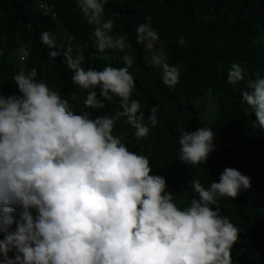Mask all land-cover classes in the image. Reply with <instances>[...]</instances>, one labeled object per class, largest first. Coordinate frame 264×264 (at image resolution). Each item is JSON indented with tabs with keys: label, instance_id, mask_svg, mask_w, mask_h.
Returning a JSON list of instances; mask_svg holds the SVG:
<instances>
[{
	"label": "clouds",
	"instance_id": "obj_1",
	"mask_svg": "<svg viewBox=\"0 0 264 264\" xmlns=\"http://www.w3.org/2000/svg\"><path fill=\"white\" fill-rule=\"evenodd\" d=\"M108 3L76 0L87 23L96 25L92 46L98 53H124V67L86 70L82 56L74 58L70 45L63 51L51 32H42L40 39L51 50L50 63L63 51L72 84L86 93V109H104L105 102L118 97L122 111L96 118L90 111L77 113L38 79L35 67L13 76L16 94H0V264H234L240 229L222 214L218 201L235 199L251 188V180L234 168L224 169L219 182L208 187L192 179L197 195L180 207L166 179L153 174L149 157L130 151L123 132L114 134L117 121L126 117L136 138H147L159 122L160 106H152L146 118L132 98L134 60L127 51L132 45L127 35H110L114 20L104 18ZM146 20L137 26L136 40L153 48L159 35L151 17ZM16 51L21 61L30 55L22 43ZM151 62L162 70L165 86L179 84V64L167 63L157 52ZM244 80L245 67L232 63L227 83ZM240 95L255 116L253 126L264 130V75L248 79ZM214 139L210 127L181 130L178 160L205 164L216 150Z\"/></svg>",
	"mask_w": 264,
	"mask_h": 264
},
{
	"label": "trees",
	"instance_id": "obj_2",
	"mask_svg": "<svg viewBox=\"0 0 264 264\" xmlns=\"http://www.w3.org/2000/svg\"><path fill=\"white\" fill-rule=\"evenodd\" d=\"M50 1L56 17L39 9L40 0H0V94H16L13 76L35 67L38 79L67 99L77 113L90 111L96 118L122 111L118 97L105 102L104 109L84 107L86 93L72 84L63 51L70 45L72 56L79 53L86 70L108 64L124 67V53L96 51L90 38L96 25L87 23L76 0ZM146 17H151L159 35L153 48L136 40V28L147 22ZM104 18L114 20L110 35H127L132 45L127 50L134 60L129 68L135 81L132 98L139 100L146 118L152 106H160L159 122L147 138L137 139L126 117L117 121L114 134L123 132L130 151L149 157L153 174L166 179L180 207L197 195L189 184L192 179L208 187L219 182L226 168L248 176L251 188L241 190L235 199L221 198L218 206L240 229L232 250L234 264H264V130L253 126L255 116L240 95L248 79L264 75V0H109ZM44 31L65 46L55 63L48 61L51 50L41 44ZM21 43L30 53L24 61L16 51ZM153 52L169 64H179L180 82L174 88L163 84L162 70L151 62ZM234 62L245 67V80L229 85L228 70ZM200 127L213 130L216 150L205 164L185 165L178 160L181 130L190 133ZM14 218L20 219L19 210Z\"/></svg>",
	"mask_w": 264,
	"mask_h": 264
},
{
	"label": "built area",
	"instance_id": "obj_3",
	"mask_svg": "<svg viewBox=\"0 0 264 264\" xmlns=\"http://www.w3.org/2000/svg\"><path fill=\"white\" fill-rule=\"evenodd\" d=\"M50 2V0H40L39 9L42 10L45 15L56 17V15L53 13V6Z\"/></svg>",
	"mask_w": 264,
	"mask_h": 264
}]
</instances>
